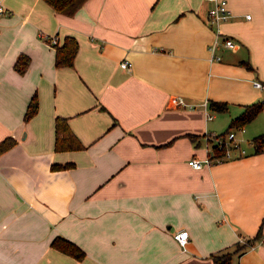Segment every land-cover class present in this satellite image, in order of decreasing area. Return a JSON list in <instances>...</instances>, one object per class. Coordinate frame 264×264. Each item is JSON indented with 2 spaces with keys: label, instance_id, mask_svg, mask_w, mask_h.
I'll return each instance as SVG.
<instances>
[{
  "label": "crops",
  "instance_id": "crops-1",
  "mask_svg": "<svg viewBox=\"0 0 264 264\" xmlns=\"http://www.w3.org/2000/svg\"><path fill=\"white\" fill-rule=\"evenodd\" d=\"M226 1L211 53L205 0H86L72 16L44 0H0V143L10 142L0 153V264H213L239 237L247 246L231 264H264L255 238L264 235V151L251 144L264 133V106L233 129L245 154L188 163L208 156V133L264 102V0ZM45 36L75 38L72 66H55ZM33 96L37 112L24 120ZM56 117L83 148L54 150ZM180 229L184 247L172 237ZM56 236L84 256L52 247Z\"/></svg>",
  "mask_w": 264,
  "mask_h": 264
},
{
  "label": "trees",
  "instance_id": "trees-1",
  "mask_svg": "<svg viewBox=\"0 0 264 264\" xmlns=\"http://www.w3.org/2000/svg\"><path fill=\"white\" fill-rule=\"evenodd\" d=\"M49 6L57 13L65 14L67 16H72L83 4L86 0H44ZM48 42L50 39L46 38ZM55 52H54V64L56 67L61 66H72L74 56L77 52V41L75 38L71 36H65L61 43L56 42L52 44ZM29 63V58L27 56L21 55L15 62V69L18 73H23ZM264 102H255L250 105H247L244 110L231 120L226 131L228 132L233 130L234 128H239L246 123L250 122L263 108ZM209 107L214 111H224L227 108V104L224 102L218 101H209ZM37 102L35 97H31L27 105V109L24 114V120H28L35 115L37 112ZM251 144L253 146L254 152L258 153L264 151V133L256 136L252 139ZM10 145V142L6 143L3 141L0 143V153L6 150ZM83 146L77 140L75 135L70 130L67 119L62 117H56L54 119V150L55 151H69L81 149ZM70 163L66 164H56L52 165V168H67ZM256 239L260 238L258 234ZM51 246L60 250L61 252L70 255L76 259H81L84 256V252L73 242L56 236L52 242ZM246 243H237L235 250L232 251H224L218 254L212 255L213 264H231L232 256L235 252H240L246 247Z\"/></svg>",
  "mask_w": 264,
  "mask_h": 264
},
{
  "label": "built area",
  "instance_id": "built-area-1",
  "mask_svg": "<svg viewBox=\"0 0 264 264\" xmlns=\"http://www.w3.org/2000/svg\"><path fill=\"white\" fill-rule=\"evenodd\" d=\"M210 4V7L207 9L206 12V18L209 22L210 26L215 28V32L217 33V36L215 40L210 45V51L211 53H214L217 46L220 44V41L218 40V33H219V24L225 20H227L230 17V10L227 6L226 0H205ZM5 8L0 5V16L4 14ZM248 17V16H247ZM45 38L50 39L51 44H55L57 42L55 37H48L45 36ZM223 46L226 48H234L235 43L233 40L229 38H225L222 41ZM218 59V57H217ZM120 67L123 69L129 70L131 67V63L127 60H123L120 62ZM253 85L257 88H262V84L259 81H254ZM170 103L173 105H180V106H187L192 107V104H188L184 101V99L180 96H173L170 98ZM210 114L207 116V118H210ZM207 142H209L211 145L209 154L204 160H199L196 158H192L189 160V164L194 168H200L202 165H209L215 162H220L225 159H229L233 157V151L238 150L240 154H245L246 150L241 149L239 146V142L237 140L236 134L234 131L230 130L228 132L222 133H216V132H210L207 135ZM173 239L181 246L184 247L185 244L188 241V232L185 229H180L172 234ZM258 243L264 242V235L260 236L258 239ZM240 243H245L244 237H239Z\"/></svg>",
  "mask_w": 264,
  "mask_h": 264
},
{
  "label": "rangeland",
  "instance_id": "rangeland-1",
  "mask_svg": "<svg viewBox=\"0 0 264 264\" xmlns=\"http://www.w3.org/2000/svg\"><path fill=\"white\" fill-rule=\"evenodd\" d=\"M232 131H236V130H232ZM241 149H246V147L248 148V143L247 142H241L240 143V146H239Z\"/></svg>",
  "mask_w": 264,
  "mask_h": 264
}]
</instances>
